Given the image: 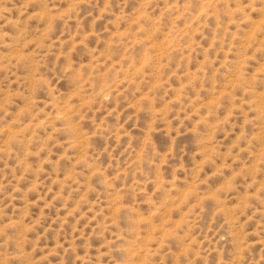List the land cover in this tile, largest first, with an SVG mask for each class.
Masks as SVG:
<instances>
[{"label":"rangeland","instance_id":"rangeland-1","mask_svg":"<svg viewBox=\"0 0 264 264\" xmlns=\"http://www.w3.org/2000/svg\"><path fill=\"white\" fill-rule=\"evenodd\" d=\"M0 264H264V0H0Z\"/></svg>","mask_w":264,"mask_h":264}]
</instances>
